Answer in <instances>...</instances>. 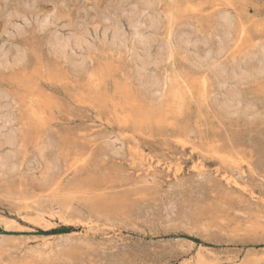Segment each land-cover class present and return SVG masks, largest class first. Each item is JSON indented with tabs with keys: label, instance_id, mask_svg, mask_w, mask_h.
Masks as SVG:
<instances>
[{
	"label": "rangeland",
	"instance_id": "1",
	"mask_svg": "<svg viewBox=\"0 0 264 264\" xmlns=\"http://www.w3.org/2000/svg\"><path fill=\"white\" fill-rule=\"evenodd\" d=\"M146 1L0 0V264H264V0Z\"/></svg>",
	"mask_w": 264,
	"mask_h": 264
},
{
	"label": "bare ground",
	"instance_id": "2",
	"mask_svg": "<svg viewBox=\"0 0 264 264\" xmlns=\"http://www.w3.org/2000/svg\"><path fill=\"white\" fill-rule=\"evenodd\" d=\"M144 1L146 2V4H147V3H148V4L150 3L149 1H148V2H147L146 0H144ZM150 1L152 2V0H150ZM131 2H132V1H131ZM136 2H137V1H136ZM145 2H144V3H145ZM148 4H147V5H148ZM138 5H139V4H138ZM138 5H137V6H138ZM141 5H143V4H141ZM141 5L138 6V9H139L140 7H141L143 10H144V9H145V10L148 9L147 5H143V6H141ZM149 5H150V4H149ZM133 6H134V5H133ZM135 7H136V6H135ZM150 7H151V6H150ZM191 7H192V6H191ZM146 8H147V9H146ZM152 8H153V6H152ZM152 8H149V9H152ZM133 9H134V8H133ZM142 9H141V10H142ZM172 9H173V8H172ZM134 10H135V9H134ZM135 11H136V10H135ZM138 11H140V10H138ZM147 11H149V10H147ZM145 12H146V11H145ZM143 13H144V11H143ZM149 13H150V12H149ZM149 13H148V14H149ZM220 13H221V11H220ZM138 14H139V13H138ZM141 15H146V14H139L138 17H140ZM151 15H153V14L151 13ZM136 16H137V15H136ZM147 16H148V15H147ZM147 16H143V17H144V18H143L144 22L146 21L145 19L148 18ZM153 16H154V15H153ZM138 17H136V18H138ZM145 17H146V18H145ZM136 18H135V16H134L133 19H136ZM141 18H142V17H141ZM150 18L153 19V17H149L148 19H150ZM46 19H47V18H46ZM46 19H45V21H46ZM133 19H132V23H135V21H134ZM139 19H140V18H139ZM224 19H225V18H224ZM41 20L44 21L43 19H41ZM48 20H49V19H48ZM140 20H141V19H140ZM140 20H139V21H140ZM21 21H22V20H21ZM133 21H134V22H133ZM147 21H148V20H147ZM149 21H150V20H149ZM141 22H142V21H141ZM151 22H153V20L150 21L149 23H151ZM132 23H129V25H128L129 28H130V24H132ZM46 24H47V23H45V25H46ZM136 24H137V23H136ZM136 24H135V25H136ZM138 24H139V23H138ZM142 24H143V22H142ZM45 25H43V26H45ZM133 25H134V24H133ZM133 25H131V26H133ZM143 25H146V23L143 24ZM143 25H142V26H143ZM152 25H153V24H152ZM140 26H141V25H140ZM140 26H139V27H140ZM17 27H18V26H17ZM17 27H15V28H17ZM133 27H134L133 30L135 31L134 34H136L138 30L135 29L136 26H133ZM129 28H127V29H129ZM116 29H117V28H116ZM138 29H139V28H138ZM142 29H143V28H142ZM15 30H16V29H15ZM118 30H119V29H118ZM118 30H117V31H118ZM143 30H145V29H143ZM143 30H142V31H143ZM147 30H149V29H147ZM16 31H17V30H16ZM113 31H114V30H113ZM119 31H120L121 33H123L121 30H119ZM139 31H140V30H139ZM139 31H138V34L141 33V32L139 33ZM54 32H55V31H54ZM114 32H115V31H114ZM227 32H228V31H227ZM121 33L119 34V33H116V32H115L114 35H113V33H112L111 36L114 37V39H113L114 42H115L116 39H118V37H119V38L122 37V36H120ZM143 33H144V32H143ZM148 33H149V32H148ZM131 34H132V33H131ZM168 34H169V33H168ZM124 35H125V34H123V36H124ZM136 35H137V34H136ZM223 35H224V34H223ZM55 36L57 37L58 35L56 34ZM55 36H54V37H55ZM104 36H105V35H104ZM131 36H132V35H131ZM137 36H139V35H137ZM140 36H141V34H140ZM145 36L148 37V35H145ZM126 37H127V36H126ZM126 37L124 36V38H125V39H123L124 42H125V40H126V41H129V40H130L129 35H128L129 39H126ZM224 37H225V36H224ZM57 38H59V37H57ZM60 38H61V37H60ZM82 38H83V37H82ZM122 38H123V37H122ZM144 38H145V37H143V38H138V37H137L138 42L140 43L141 48H142V46L144 47L145 45H146V47H150L149 45L147 46V44H148L147 42H148V40H150V39H146V38L144 39ZM148 38H150V37H148ZM171 38H172V37H171ZM68 39H69V38H67V41H68ZM111 39H112V38H111ZM120 39H121V38H120ZM120 39H119V40H120ZM131 39H133V40H131V41L136 40V39H134V36H133V38H131ZM65 40H66V39H65ZM69 40H70V39H69ZM119 40H118V41H119ZM146 40H147V41H146ZM167 40H168V39H167ZM56 41H57V42H56L57 44H55V45H58V46H59V47H58V50H59V48H63L64 45H66V42H60L61 40H59V39H57ZM63 41H64V40H63ZM75 41H76V40H74V42L72 41L71 44L76 43ZM82 41H83V40H82ZM131 41H129V42H131ZM169 41H170V40H169ZM188 41H189V40H188ZM233 41H234V40H233ZM54 42H55V41H54ZM80 42H81V39H80ZM87 42H88V41H87ZM121 42H122V41H121ZM135 42H136V41H135ZM138 42H137V43H138ZM166 42H168V41H166ZM226 42H227V41H226ZM64 43H65V44H64ZM83 43H85V41H84ZM116 43H117V42H116ZM132 43H134V42H132ZM146 43H147V44H146ZM164 43H165V42H164ZM183 43H184V42H183ZM187 43H188V42H187ZM85 44H86V43H85ZM87 44H89V43H87ZM126 44H127V43H126ZM128 44H129V43H128ZM165 44H166V43H165ZM165 44L162 43V45H165ZM181 44H182V43H181ZM181 44H180V45H181ZM78 45H79V42H78ZM116 45H117V44H116ZM122 45H123V44H122ZM136 45H137V44H136ZM136 45H135V46L132 45V47H136ZM182 45L184 46V44H182ZM182 45H181V46H182ZM79 46H80V45H79ZM87 46H89V45H87ZM118 46H121V45H118ZM123 46H124V45H123ZM140 46H139V48H140ZM176 46H177V45H176ZM185 46H186V45H185ZM187 46H188V45H187ZM187 46H186V47H187ZM228 46H229V45H228ZM56 47H57V46H56ZM65 47H67V46H65ZM65 47H64V48H65ZM72 47H73V45H72ZM74 47H76V49H77V48H78V49L80 48V47H77L76 44L74 45ZM74 47H73V48H74ZM146 47H145V48H146ZM167 47H168V48H167ZM128 48H129V47H128ZM136 48H137V47H136ZM160 48H161V47H160ZM162 48L165 49L166 51H167V49H170L169 46H166L167 49H166L164 46H163ZM67 49H68V48H67ZM157 49H158V48H157ZM163 49H162V50H163ZM134 50H135V49H134ZM160 50H161V49H160ZM172 50H173V49H172ZM195 50H196V49H195ZM195 50H194V51H195ZM62 51L64 52L65 50L62 49ZM146 51H148V50L146 49ZM163 51H164V50H163ZM163 51H162V53H163ZM166 51H165V52H166ZM207 51H208V50H207ZM58 52H59V51H58ZM59 53H60V52H59ZM139 53H140V52H139ZM145 53H148V52H145V50H144V54H145ZM166 53H167V52H166ZM166 53H165V54H166ZM170 53H171V52H170ZM262 53H263V52H262ZM263 55H264V53L262 54V56H263ZM2 56H3V54H2ZM200 58H201V57H200ZM2 59H3V58H2ZM4 59L6 60L7 58L5 57ZM4 59H3V60H4ZM14 59H15V58H13V60H14ZM207 59H208V58H207ZM239 59H240V58H239ZM5 60H4V61H5ZM9 60H10V59H9ZM208 61H209V59H208ZM213 61H214V60H213ZM263 61H264V59H263ZM140 62H141V61H140ZM143 63H144V62H143ZM143 63H142V65H140V66H143V65H144ZM263 63H264V62H263ZM204 64H205V63H204ZM3 65H4V64H3ZM145 65H146V64H145ZM262 66L264 67L263 64H262ZM215 68H216V67H215ZM143 69H144V66H143ZM219 69H220V68H219ZM236 69H237V72H238V68H236ZM220 70H221V69H220ZM239 70H240V69H239ZM150 71H151V70H150ZM233 71H234V70H233ZM259 71H260V70H259ZM222 72H224V71H222ZM222 72H220V73H222ZM237 72L235 71L236 74H237ZM154 73H155V72H154ZM154 73H153V74H154ZM165 73H166V72H165ZM171 73H174V72H171ZM178 73H179V72H178ZM239 73H240V72H239ZM243 73H244V72H243ZM162 74H164V73H162ZM162 74H161V76H163ZM154 75H155V77L153 76L154 79L159 77V76H158V77L156 76V73H155ZM168 75H170V74L168 73ZM168 75H167V76H168ZM176 75H178V74H176ZM222 75H224V73H223ZM237 75H238V74H237ZM237 75H236V76H237ZM240 75H242V74L240 73L239 76H240ZM244 75H245V74H244ZM244 75H243V77H244ZM167 76L164 75V77H167ZM239 76H237V77H235V78L237 79ZM150 77H151V75H150ZM172 77H173V79L176 78V80L180 81V80L178 79L179 76H178V77H175V75H171V77H169V79H170L171 81H172V79H171ZM174 77H175V78H174ZM219 77H221V76H219ZM233 77H234V76H233ZM243 77H242V78H243ZM225 78H226V77H225ZM235 78H233V80H234ZM148 79H149V78H148ZM158 79H159V78H158ZM158 79H155V80L159 81ZM161 79H162V78H161ZM161 79H160V80H161ZM169 79L167 78V80H169ZM222 79H223V78H222ZM222 79H221V80H222ZM231 79H232V78H231ZM240 79H241V78H240ZM155 80H154V81H155ZM165 80H166V78H165ZM165 80H164V81H165ZM170 80H169V81H170ZM176 80H175V81H176ZM181 80H182V79H181ZM186 80H187V79H186ZM226 80H228V79H226ZM237 80H238V79H237ZM150 81H151V79H150ZM152 81H153V80H152ZM161 81H162V80H161ZM171 81L169 82L170 84H171ZM222 81H223V83H224V80H222ZM172 82H174V80H173ZM229 82H230V81H229ZM152 83H153V82H152ZM154 83H155V82H154ZM156 83H157V82H156ZM156 83L154 84L155 86H157ZM174 83H175V82H174ZM176 83H177V82H176ZM185 83H186V82H185ZM185 83H184V84H185ZM188 83H189V82H188ZM227 83H228V82H227ZM159 84H160V86H161L163 83L160 82V83H158V85H159ZM165 84H166V82H165ZM170 84H168V85H170ZM168 85H166V86H168ZM177 85H180V84L178 83ZM160 86H159V87H160ZM166 86H165V87H166ZM174 86H175V85H174ZM184 86H185V85H184ZM182 87H183V86H182ZM170 88H171V87L169 86L168 89H170ZM180 88H181V87H178V89H177V87H176V90H174V88L171 89V91L173 90V96H174V97H175V94H176V93H179V92H177V90H180ZM157 89H159V88H156V90H157ZM166 89H167V87H166ZM166 89H165V90H166ZM168 89L166 90V94H167V96L170 95V94L168 93L170 90L168 91ZM182 89H183V88H181V90H180V91L182 92V93L180 92L181 95L183 94ZM160 90H161V88H160ZM162 90H163V88H162ZM165 90H164V91H165ZM164 91H163V92H164ZM167 91H168V92H167ZM174 91H175L176 93H174ZM156 92L158 93L159 91L157 90ZM163 92L160 91V93L162 94V96L164 95ZM160 93H159V94H160ZM164 93H165V92H164ZM168 94H169V95H168ZM178 95H179V94H178ZM178 95H176V96L179 97V99H181V98H183V96H185V95H182V97L180 98L181 95H179V96H178ZM165 96H166V95H165ZM167 96H166V97H167ZM170 97H171V95H170ZM170 97H168V103H169V98H170ZM177 97H176V100H178ZM171 99H172V97H171ZM183 99H184V98H183ZM183 99H182V100H183ZM186 99H187V98H186ZM182 100H180L181 107H182V103L184 102V100H183V101H182ZM159 101H160V100H159ZM173 101H174V100H173ZM173 101H172V102L170 101L169 106H170L171 103H172V105H174L175 102L173 103ZM178 101H179V100H178ZM181 101H182V103H181ZM239 102H240V101H239ZM244 104H245V103H244ZM175 105H177V104H175ZM183 105L185 106V102H184ZM169 106H168V107H169ZM4 107H5V106H4ZM181 107H180V108H181ZM187 107H188V106H187ZM173 108H174V107H172V109H170V110H173ZM178 109H179V107H178ZM183 109H184V107H183ZM187 109H188V108H187ZM177 111H178V110H177ZM177 111H176V112H177ZM179 113H180V112H179ZM180 114H181V113H180ZM180 114H179V115H180ZM7 117H8V115H7ZM7 117H6V118H7ZM172 117H173V116H172ZM1 119H2V118H1ZM7 119H8V118H7ZM9 120H10V119H9ZM6 121L8 122V120H6ZM2 126H3V125H2ZM2 126H0V130H1V127H2ZM3 127H4V126H3ZM3 127H2V128H3ZM11 131H12V130H11ZM10 142H11V141H10ZM181 143H182V142H181ZM184 143H185V141H184ZM12 144H13V143H11L10 145H12ZM5 145H6V144H5ZM8 145H9V144H8ZM13 147H14V146H13ZM8 149H9V148H8ZM12 153H13V152H12ZM1 155H2V154H1ZM5 156H7V155H5ZM3 157H4V156H3ZM221 162L224 163L223 161H221ZM1 163H2V162H1ZM1 163H0V164H1ZM1 165L3 166V164H1ZM1 165H0V166H1ZM12 166H13V165H12ZM195 167H196V166H195ZM196 168H197V167H196ZM178 170H179V169H178ZM176 171H177V170H176ZM195 172L197 173V171H195ZM200 172H201V171H200ZM199 174H200V173H198L197 175H199ZM201 174H202V173H201ZM201 174H200V175H201ZM232 176H233V175H232ZM232 179H233V178H232ZM229 180H230V179H229ZM230 185H231V184H230ZM235 185H236V184H235ZM235 187H236V186H235ZM236 188H237V187H236ZM237 189H238V188H237ZM239 190H240V189H239ZM244 191H245V190H244ZM51 194H52V193H51ZM51 199H52V198H51ZM51 199H50V200H51ZM53 199H54V198H53ZM50 200H49V201H50ZM49 203H50V202H49ZM41 204H42V203H41ZM24 206H25V205H24ZM38 206H41V205H38ZM61 207H62V206H61ZM25 208H26V206H25ZM37 208L39 209V207H37ZM65 208H66V207H65ZM26 210H27V209H26ZM33 211H34V210H33ZM66 211H68V210H66ZM66 211H65V212H66ZM38 212H39V211H38ZM48 212H49V211H48ZM30 213H31V212H30ZM42 213H43V212H42ZM66 213H67V212H66ZM38 214H39V213H38ZM67 215H69V214H67ZM61 216H62V215H61ZM64 216H65V215H64ZM64 216H63V217H64ZM70 217H71V216H70ZM68 218H69V216H67V219H68ZM3 219H4L5 221H7V222H13L12 219H8V218H3ZM69 219H70V218H69ZM73 219H74V218H73ZM73 219H72V220H73ZM63 220H64V219H63ZM65 220H66V218H65ZM3 222H4V221H3ZM3 222H2V223H3ZM66 222H67V221H66ZM4 224H5V223H4ZM4 226H5V225H4ZM13 226H14V225H13ZM5 229H6V228H5ZM50 246H51V245H50ZM41 248H42V247H41ZM43 249H44V247H43ZM49 249H50V247H49ZM49 249H48V250H49ZM50 250H51V249H50ZM45 251H47V249H46ZM49 252H50V251H49ZM47 253H48V252H47ZM50 253H51V252H50ZM46 255H47V254H46Z\"/></svg>",
	"mask_w": 264,
	"mask_h": 264
}]
</instances>
